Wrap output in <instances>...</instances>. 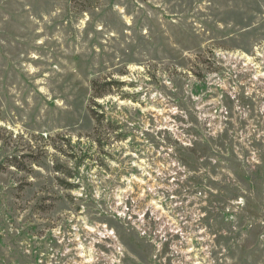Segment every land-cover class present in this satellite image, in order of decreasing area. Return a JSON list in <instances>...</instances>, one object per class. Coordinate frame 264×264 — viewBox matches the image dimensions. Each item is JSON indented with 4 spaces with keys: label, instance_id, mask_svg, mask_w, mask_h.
<instances>
[{
    "label": "rangeland",
    "instance_id": "1",
    "mask_svg": "<svg viewBox=\"0 0 264 264\" xmlns=\"http://www.w3.org/2000/svg\"><path fill=\"white\" fill-rule=\"evenodd\" d=\"M0 264H264V0H0Z\"/></svg>",
    "mask_w": 264,
    "mask_h": 264
},
{
    "label": "trees",
    "instance_id": "2",
    "mask_svg": "<svg viewBox=\"0 0 264 264\" xmlns=\"http://www.w3.org/2000/svg\"><path fill=\"white\" fill-rule=\"evenodd\" d=\"M99 84H100V83H98V82H95V84H94V85H95V93H96V91H97V89H98ZM104 84L109 86L108 83H104ZM102 87L105 88L106 86H102ZM108 88H109V87H107V88H105L104 90H102V91L100 92L101 94L97 95V97H102V96H103L102 92H103V91H106V92H107V91H108V90H107Z\"/></svg>",
    "mask_w": 264,
    "mask_h": 264
}]
</instances>
